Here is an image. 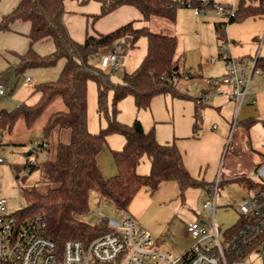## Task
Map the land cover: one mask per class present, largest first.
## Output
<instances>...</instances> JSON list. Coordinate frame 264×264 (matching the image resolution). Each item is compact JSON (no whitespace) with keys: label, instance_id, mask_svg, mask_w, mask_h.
I'll return each mask as SVG.
<instances>
[{"label":"trees","instance_id":"1","mask_svg":"<svg viewBox=\"0 0 264 264\" xmlns=\"http://www.w3.org/2000/svg\"><path fill=\"white\" fill-rule=\"evenodd\" d=\"M87 0H81L86 2ZM99 10L91 13L92 23L122 5H131L141 14V20L152 16L168 21L175 20L176 9L185 6L186 0H96ZM200 6L198 0H192ZM65 0H20L0 19V31L8 30L14 21H28L30 30L28 49L17 54L18 62L11 66L15 80L32 68H48L58 60L64 63L56 78L33 85L31 93L38 94L30 103L23 101L13 109L0 108V144L4 135L11 133L15 122L21 119L26 128L33 127L44 109L55 99H61L64 109L51 112L41 128L40 142L31 149L47 148L49 138L54 132L69 129L68 141L57 139L52 158L25 162L22 166L11 165L18 172L40 171V180L48 187L44 190L33 185L20 187L25 205L13 214L24 220L40 215L45 222V233L58 246L66 240H79L86 244L93 238L110 230L107 219L102 217L96 223H89L82 216L89 212L91 193L98 201L111 200L121 211H126L133 196L142 187L154 190L164 181H176L182 195L187 188L203 187L207 183L193 177L185 168L182 155L175 141L160 143L154 128L146 130L136 117L130 124L117 118V102L127 95L134 99L138 110L149 107L156 95L170 94L172 97L193 99L196 106L192 123V135L196 136L201 121L202 101L181 92L176 87L180 78L194 75L180 67L176 59L177 39L175 35L150 30L147 25H136L137 20L127 21L108 32L85 35L79 42L71 37L63 19ZM202 6V5H201ZM210 8V5L203 6ZM235 14L226 23H215L218 37L223 35V27L248 16L264 14V0H238ZM224 25V26H222ZM141 36L146 38V53L140 63L131 71H123L119 81H113V69H105L93 63L90 57L100 54L116 42L122 41L121 54L135 46ZM50 38L53 50L40 54L33 43ZM255 67L264 71V57L256 56ZM96 86V111L103 115L106 124L96 133L87 128L88 82ZM15 81L13 86H15ZM111 103L108 104V93ZM252 120L246 123L250 125ZM111 134L124 138L123 146L111 150L116 173L104 177L97 164V155ZM144 156L151 160L147 173L137 172V166ZM250 189L264 188V183L251 177L238 178Z\"/></svg>","mask_w":264,"mask_h":264},{"label":"crops","instance_id":"2","mask_svg":"<svg viewBox=\"0 0 264 264\" xmlns=\"http://www.w3.org/2000/svg\"><path fill=\"white\" fill-rule=\"evenodd\" d=\"M19 1L20 0H0V19L3 14L9 12ZM215 1L235 5L238 2V0ZM182 7L183 6H180L176 9L174 21L162 20V22L164 21L163 23L167 30L165 32H158L176 36V59L179 66L188 70L194 75V77H199L204 86V88L197 94L191 95L192 97L201 99L203 104L200 108V128L196 136H193L192 121L191 132L185 131L183 133H174L173 136L170 135V137L162 138L159 137L157 130H154V132L156 139L160 143L174 140L182 155L183 164L187 171L193 177L201 179L207 184L212 182L218 174L223 150L226 148L222 161L223 163L228 150L231 152L230 159L232 163L225 167V174L223 177L219 175V186L217 189V194H219L220 190L224 188V192L222 191V193H220V204L222 205H220L218 210V218L220 219L219 224L223 226V230H228L231 229L238 220L239 211L237 201L242 197L248 196L252 190L247 187L244 181H241L238 178L241 176H247L264 183V181L255 174V168L260 164H264V71L252 75L248 90L239 107L235 100L228 97V92L230 90L228 84H221L217 87L205 85L201 79L202 77L219 76L225 72L226 65L224 61L217 58L219 52H217L216 56H210L217 58L213 64L204 63L202 66L199 65L198 70L195 72L191 71L193 64H189V66L185 65L188 59L185 57L181 48H179L180 42L175 31L181 23L179 10ZM84 12L85 11H83V17H85L84 33L86 35L88 33L86 26L89 18L87 15L89 13L87 14ZM64 15L63 19L65 22ZM195 15L198 16L194 19L197 27L213 26L216 36V49H218V46H223L232 56L240 58L247 67H249L251 60L255 56L264 57V14L248 16L227 23L222 28L224 31L222 37H218L215 30V23L220 22L221 19H219L213 9L203 8L199 14ZM102 17H108L107 21L110 24V28H112L110 31L129 20H137L138 26L147 25L151 18L150 17L148 20H141L140 12L131 5H122ZM102 17L95 22L99 21ZM95 22L92 23V26ZM141 22L144 24H140ZM66 27L73 38L68 24H66ZM29 30L30 24L28 21H14L10 24L8 30L0 31V85H2V87H4L8 81L13 85L12 71L8 72V66L16 64L18 62L17 54L24 53L28 49L29 38L27 34ZM76 32L79 33V29H76ZM200 43L204 44L203 41ZM33 48L40 54H46L53 50V43L50 38H43L34 42ZM60 60L63 61L56 69H52L51 67L32 68L29 69L30 74L37 77V80H39L38 82L54 79L59 74L64 63L63 58ZM60 60H58L57 63H59ZM219 61H221L222 64L221 69L215 72L214 75H208L210 74L208 73V67L213 66ZM29 79L31 80V77H29ZM12 87L14 88L15 86ZM191 103L194 112L196 104L192 99ZM210 109L217 113L215 114L216 121L212 122L210 125H203L202 119L205 118L206 112ZM235 110L238 114L237 117L233 119L232 116ZM192 119L194 120V115H192ZM250 119L252 120V123L247 125L246 123ZM152 127L154 128V126L149 128L144 126L146 130ZM111 136L112 135H109L107 139L109 137L111 138ZM233 138L235 139L233 140ZM111 142L112 147H110L108 155L102 154L101 150L97 155V164L104 177H111L116 173L111 150L120 149L124 144V138H113ZM150 164V158L144 156L137 166V172L140 174L147 173ZM226 182H228V184H224ZM229 182H236L241 186V192L236 195L230 193V191L228 192L231 185ZM187 189L181 195L177 182L171 180L160 183L154 190H151L148 187H142L133 196L126 209V212L129 213L140 226L149 231L159 248L168 250L164 249L162 246L164 244H171L173 248L175 247L177 250H182L178 254L186 251L189 246L187 247V245L179 243L180 234L178 232L180 227L178 226L176 219L179 207H176L173 203L179 197L184 199V194ZM204 189L207 191L206 187ZM95 199L98 198L96 197ZM216 211L217 206L215 212ZM211 219L206 222L201 218L199 222L210 226Z\"/></svg>","mask_w":264,"mask_h":264},{"label":"rangeland","instance_id":"3","mask_svg":"<svg viewBox=\"0 0 264 264\" xmlns=\"http://www.w3.org/2000/svg\"><path fill=\"white\" fill-rule=\"evenodd\" d=\"M65 23L68 24L73 38L79 42L83 41L85 38V24L83 17L84 13H96L99 10V3L96 0H87L86 2H81V0H65ZM134 10V9H133ZM87 15L88 24L86 26L89 34H96L99 32L110 31V24L108 23V17H102L99 21L95 22L92 26V17ZM181 16V23L179 27L175 29L179 38V48L187 57V63L185 65L193 64L191 71L195 72L198 70L199 65L208 63V58L210 56H216L218 49L215 47V32L213 26H198L195 24L194 19L198 16L195 15L191 7L183 6L179 10ZM162 18L152 16L150 21H148L147 26L150 30L158 32H165L166 26L162 22ZM130 21V20H129ZM177 23V22H176ZM138 25V22L135 23ZM140 24H144L141 22ZM79 29V33L76 32ZM49 39V38H47ZM203 41L202 44L200 43ZM264 50V46H263ZM262 50V52H263ZM146 53V38L141 36L135 43L133 48L128 49L125 53L119 56V62L121 67L114 70L112 74L113 81H119L120 76L123 71H131L134 69L140 61L143 59ZM99 54L90 57V60L98 64ZM63 60H60L55 66L51 67L57 68ZM209 64V63H208ZM221 61L208 67V75H214L219 69H221ZM11 66H8V72H11ZM57 75V74H56ZM26 76L31 77V80L26 81ZM12 81L15 83L13 88L12 84L8 81L3 87V93L0 94V107L5 109H13L18 103L23 101L34 102L38 94L31 93L33 90V85L39 80L37 77L32 76L28 70L24 75H19L15 80L12 73ZM176 87L179 91L185 92L189 95H195L200 90L204 88L199 77L180 78L176 81ZM13 88V89H12ZM96 86L93 81L88 82V95H87V128L91 133H96L100 127L105 126L106 121L103 115H99L96 111ZM12 89V91H11ZM195 98V97H193ZM193 100V99H192ZM111 103V92L108 93V104ZM116 107L118 109L116 118L123 123L130 124L136 117L142 122V124L149 128L154 126V130L158 132L159 137H170L174 133L191 132V123L193 121L192 115L193 106L191 99H183L178 97H172L170 94L156 95L151 99L150 105L146 109L138 110L135 106L134 99L131 95H127L120 99ZM64 109V105L61 99L57 98L52 103H50L44 111L37 118L33 127L28 129L25 127L23 121L18 119L13 127L11 133H6L3 138V142L0 144V198H4V213L10 214L14 211L22 208L25 205L23 200L20 187H31L33 185L44 190L48 187L46 182L40 180V171L33 170L27 172L26 168H21L20 171L15 172L11 165L15 164L22 166L25 162L37 161L40 162L45 158H52L55 153V142L57 139L62 141H68L69 139V129H62L60 132H54L49 138L47 148H35L32 153L28 155V152L34 147L33 140L40 142L41 135L40 131L44 125L48 115L56 110ZM217 114L213 110H208L206 112L205 118L202 119L203 125H210L215 122V117ZM238 112L235 110L233 112L232 118L237 117ZM201 123V125H202ZM106 141V144L102 147V154H109L110 147H112L113 138H122L120 134H111ZM235 135V134H234ZM235 138H233L234 140ZM231 147V146H230ZM225 150H223L221 163L218 169V177L225 174V167L231 165V152L228 150L224 163L223 158L225 155ZM204 169V168H203ZM264 181V178L262 179ZM228 184V182L224 183ZM230 187L228 192L232 194H237L241 192V186L236 182H229ZM224 187V185H223ZM221 189V188H220ZM224 189V188H223ZM220 190L217 194V211L215 212V222L220 233L223 232V226L219 224V214L218 210L220 208ZM224 192V191H223ZM230 194V195H232ZM96 194H91L89 200V212L82 216V219L89 223H96L99 217H107L111 219H118L123 213L119 208H117L114 203L106 198L100 201H95ZM185 198L181 199L179 197L173 204L179 207L178 213L176 215L178 226L180 227L179 236L180 244L190 246L194 242V238L188 234L187 225L191 220L199 221L201 218L206 222L210 221L212 216V211L205 209L203 207L204 201L209 197L208 192L203 187H190L185 192ZM98 200V199H97ZM99 208L98 212L97 209ZM205 225V224H204ZM206 227H209L207 224ZM178 243V244H179ZM174 245V244H173ZM164 249L172 251L174 254H178L182 250H177L171 244H164L162 246ZM248 260L250 262L257 263L258 255L256 252L250 254Z\"/></svg>","mask_w":264,"mask_h":264},{"label":"built area","instance_id":"4","mask_svg":"<svg viewBox=\"0 0 264 264\" xmlns=\"http://www.w3.org/2000/svg\"><path fill=\"white\" fill-rule=\"evenodd\" d=\"M198 1L200 6L194 5L192 0H186L185 6L199 14L203 6L210 5L224 23L235 14V4ZM121 44L122 41L116 42L101 52L98 65L105 69H119ZM217 58L224 61L225 72L201 79L210 87L228 84V97L239 107L252 75L260 73L254 65L256 56L247 67L240 58L220 46ZM217 58L209 57L208 63L213 64ZM25 79L30 80L29 77ZM33 144L36 145L37 140L34 139ZM255 174L264 178V164L255 168ZM218 186V175L206 186L209 198L203 207L212 211L210 226L196 220L189 221L187 232L194 242L180 254L159 248L149 231L126 211L118 219L105 217L110 230L88 243L70 239L60 247L45 233V222L40 215L19 220L13 213H4L5 200L0 198V264H264V188L252 189L248 196L237 201L239 213L236 224L220 233L214 217ZM254 252L258 255L257 263L248 260Z\"/></svg>","mask_w":264,"mask_h":264},{"label":"water","instance_id":"5","mask_svg":"<svg viewBox=\"0 0 264 264\" xmlns=\"http://www.w3.org/2000/svg\"><path fill=\"white\" fill-rule=\"evenodd\" d=\"M31 153V150L28 152V155Z\"/></svg>","mask_w":264,"mask_h":264}]
</instances>
